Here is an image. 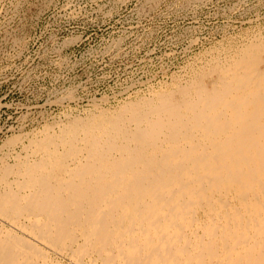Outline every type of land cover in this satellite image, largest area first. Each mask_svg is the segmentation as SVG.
<instances>
[{
	"label": "bare ground",
	"instance_id": "bare-ground-1",
	"mask_svg": "<svg viewBox=\"0 0 264 264\" xmlns=\"http://www.w3.org/2000/svg\"><path fill=\"white\" fill-rule=\"evenodd\" d=\"M242 46L9 139L0 264H264V34Z\"/></svg>",
	"mask_w": 264,
	"mask_h": 264
},
{
	"label": "rangeland",
	"instance_id": "rangeland-1",
	"mask_svg": "<svg viewBox=\"0 0 264 264\" xmlns=\"http://www.w3.org/2000/svg\"><path fill=\"white\" fill-rule=\"evenodd\" d=\"M258 33L264 0H1L0 157L15 135L168 90Z\"/></svg>",
	"mask_w": 264,
	"mask_h": 264
}]
</instances>
